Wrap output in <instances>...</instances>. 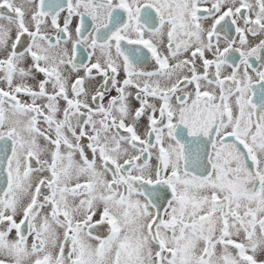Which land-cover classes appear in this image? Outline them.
Instances as JSON below:
<instances>
[{
  "label": "snow or ice",
  "instance_id": "obj_1",
  "mask_svg": "<svg viewBox=\"0 0 264 264\" xmlns=\"http://www.w3.org/2000/svg\"><path fill=\"white\" fill-rule=\"evenodd\" d=\"M250 58L264 0H0V264H264Z\"/></svg>",
  "mask_w": 264,
  "mask_h": 264
},
{
  "label": "flooded vegetation",
  "instance_id": "obj_2",
  "mask_svg": "<svg viewBox=\"0 0 264 264\" xmlns=\"http://www.w3.org/2000/svg\"><path fill=\"white\" fill-rule=\"evenodd\" d=\"M233 37L235 38V34H234V33H233ZM222 46H223V45H222ZM237 56H238V54H237ZM209 58H211V57H209ZM85 62H87V61H85ZM236 63H239V60H238V59H237ZM250 63H252V65H253V67H254L255 69H258V70L264 71V68L261 67L260 62L257 61L255 58H250ZM240 67H241V71H243V65H241ZM230 72H231V68H226V70H225V74L230 73ZM249 72L252 73V74L254 75L252 68L249 69ZM112 94L114 95L115 92H113Z\"/></svg>",
  "mask_w": 264,
  "mask_h": 264
}]
</instances>
